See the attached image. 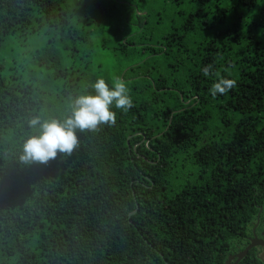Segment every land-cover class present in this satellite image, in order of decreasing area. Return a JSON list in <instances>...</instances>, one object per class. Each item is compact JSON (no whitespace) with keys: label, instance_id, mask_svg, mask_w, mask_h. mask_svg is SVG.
<instances>
[{"label":"trees","instance_id":"trees-1","mask_svg":"<svg viewBox=\"0 0 264 264\" xmlns=\"http://www.w3.org/2000/svg\"><path fill=\"white\" fill-rule=\"evenodd\" d=\"M98 77L134 107L24 164ZM263 225L264 0H0V264H223Z\"/></svg>","mask_w":264,"mask_h":264},{"label":"clouds","instance_id":"clouds-1","mask_svg":"<svg viewBox=\"0 0 264 264\" xmlns=\"http://www.w3.org/2000/svg\"><path fill=\"white\" fill-rule=\"evenodd\" d=\"M210 66L203 69L205 76ZM236 86L234 79L220 78L213 83L211 95H223ZM94 94L77 96L73 101L71 115L63 122L55 119L42 121L39 116L32 117L29 127L38 128V134L29 136L22 145L19 159L24 164H46L57 157L58 153L71 155L79 146L76 131H96L100 125H115L117 112H127L134 107L130 89L125 81L116 79L112 86L103 77H98L91 85Z\"/></svg>","mask_w":264,"mask_h":264},{"label":"water","instance_id":"water-1","mask_svg":"<svg viewBox=\"0 0 264 264\" xmlns=\"http://www.w3.org/2000/svg\"><path fill=\"white\" fill-rule=\"evenodd\" d=\"M254 230L255 228H253V233H254ZM262 235H263V238H258L257 236H255V233H254V236L250 239L249 243L244 247V249L236 253L238 259L245 256L248 250L251 249L252 247H256V246L264 247V226L262 229ZM260 255H261L262 261L264 262V253H261ZM235 262H237V260H235Z\"/></svg>","mask_w":264,"mask_h":264},{"label":"flooded vegetation","instance_id":"flooded-vegetation-1","mask_svg":"<svg viewBox=\"0 0 264 264\" xmlns=\"http://www.w3.org/2000/svg\"><path fill=\"white\" fill-rule=\"evenodd\" d=\"M264 226V225H263ZM255 236H257L258 238H263V235H262V229L258 232H256V229H255ZM256 247H259V246H256ZM263 250L261 251H258V254L256 255L257 257H259L261 259V252L264 253V247H262ZM240 251V250H239ZM237 253V252H236ZM236 253H233V254H229L227 255L226 259L224 260L223 264H238L240 262V260L244 257H241L238 259ZM235 260H237V262H235ZM262 260V259H261Z\"/></svg>","mask_w":264,"mask_h":264},{"label":"rangeland","instance_id":"rangeland-1","mask_svg":"<svg viewBox=\"0 0 264 264\" xmlns=\"http://www.w3.org/2000/svg\"><path fill=\"white\" fill-rule=\"evenodd\" d=\"M192 171V168H191V166L189 165V164H186L182 169H181V172H182V176L184 177V178H186V177H189V172H191ZM263 228V227H262ZM257 250L258 251H261V250H263L262 249V247L261 246H259V247H257ZM262 253V252H261Z\"/></svg>","mask_w":264,"mask_h":264}]
</instances>
